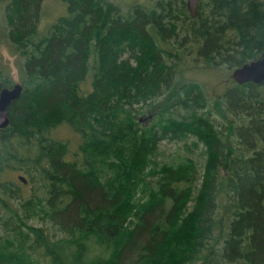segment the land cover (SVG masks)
Listing matches in <instances>:
<instances>
[{"label":"trees","instance_id":"16d2710c","mask_svg":"<svg viewBox=\"0 0 264 264\" xmlns=\"http://www.w3.org/2000/svg\"><path fill=\"white\" fill-rule=\"evenodd\" d=\"M60 1L43 28V0H0V89L6 42L23 84L0 128V264H264V81L231 75L264 50V0ZM189 57L231 73L210 90Z\"/></svg>","mask_w":264,"mask_h":264},{"label":"rangeland","instance_id":"374dc122","mask_svg":"<svg viewBox=\"0 0 264 264\" xmlns=\"http://www.w3.org/2000/svg\"><path fill=\"white\" fill-rule=\"evenodd\" d=\"M117 3H119L123 8H128V4L131 3V1L137 2H147L150 3L147 0H115ZM66 10V6L63 2L60 0H43L42 3V14H41V21H40V27L45 28L48 24L54 22L57 17L60 14H63ZM3 33L0 31V39H3ZM1 53L3 55V60L7 62L10 65V68L12 70L11 75L14 79V82L20 81V65L18 60V53L14 52L10 47L7 46V42L2 45L1 47ZM195 56L194 53H192ZM189 66H192V68L185 69L184 73H187L186 75L188 77L193 78H199L201 80H204L203 82L208 84V87L210 90H212L216 85H218L220 82L222 85H224V79L225 77L231 73L228 69H221V70H214L211 68H207L206 66L198 65L196 66L195 62L192 61V57H189L187 59ZM185 67V66H183ZM212 97V95H211ZM140 105L144 104L143 102L139 103ZM148 114V113H147ZM55 134L61 138L68 139L70 138L72 140V147H75V144L78 140V136L76 135L75 131L72 130L68 125H61L60 127L55 129ZM204 144L200 143L198 147H196L195 154L199 157V161L201 163V174L203 173V163L205 161V154H203L204 150ZM162 149L165 152L166 156H170L172 154H177V150L181 151V153L185 152L184 147L182 144L176 142V141H163L162 142ZM200 181L202 180V175L200 176Z\"/></svg>","mask_w":264,"mask_h":264},{"label":"water","instance_id":"95a60500","mask_svg":"<svg viewBox=\"0 0 264 264\" xmlns=\"http://www.w3.org/2000/svg\"><path fill=\"white\" fill-rule=\"evenodd\" d=\"M200 0H187V6L192 16L197 15ZM232 77L239 83L253 81L261 83L264 81V50L261 55L255 59L247 61L240 66L235 67L231 73ZM23 91V84L19 81L14 82L11 86H3L0 89V128L6 127L10 123L8 108L11 102L17 99ZM152 117V114L149 115ZM143 118L142 116L140 117ZM147 119V117H145ZM18 177L27 182L23 174Z\"/></svg>","mask_w":264,"mask_h":264}]
</instances>
